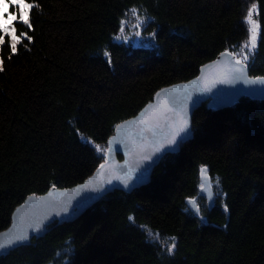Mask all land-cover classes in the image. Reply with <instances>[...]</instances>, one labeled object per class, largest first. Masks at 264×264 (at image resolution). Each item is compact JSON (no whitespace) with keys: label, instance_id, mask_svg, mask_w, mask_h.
<instances>
[{"label":"trees","instance_id":"1","mask_svg":"<svg viewBox=\"0 0 264 264\" xmlns=\"http://www.w3.org/2000/svg\"><path fill=\"white\" fill-rule=\"evenodd\" d=\"M28 2L38 5L32 39L15 54L0 46V229L26 195L90 174L116 123L219 51L264 74V0ZM253 5L259 29L244 51ZM24 29L17 25V34ZM201 166L211 206L199 192ZM0 264H264V98L202 101L191 134L145 183L112 189L74 219L52 222Z\"/></svg>","mask_w":264,"mask_h":264},{"label":"water","instance_id":"2","mask_svg":"<svg viewBox=\"0 0 264 264\" xmlns=\"http://www.w3.org/2000/svg\"><path fill=\"white\" fill-rule=\"evenodd\" d=\"M242 94L264 98V74H250L246 64L228 50L202 62L195 75L160 86L137 112L116 123L107 139L105 158L90 174L68 186L53 185L42 193L28 194L14 207L11 222L0 229V245H4L0 255L30 242L52 222L74 219L112 189L131 190L145 183L163 154L177 150L191 134L192 114L202 101L223 107ZM202 169L199 192L211 206V179ZM186 202L198 211L194 197Z\"/></svg>","mask_w":264,"mask_h":264},{"label":"snow or ice","instance_id":"3","mask_svg":"<svg viewBox=\"0 0 264 264\" xmlns=\"http://www.w3.org/2000/svg\"><path fill=\"white\" fill-rule=\"evenodd\" d=\"M37 6L38 5L35 3L28 2V0H0V46L9 47L11 52L15 54L17 52L18 45H21L24 40L30 41L32 39V37L28 35V31L32 29L30 11ZM10 7H14L16 11L10 12ZM254 8L255 5H253L252 9H249L247 16V20L251 25V34L249 44H246L245 47H248L249 51L255 47L259 29V25L252 19ZM17 25L25 26V29L19 34H17ZM105 56H108V53H105ZM245 59H247L246 56ZM237 63H240V61H237ZM2 64L3 61L0 60V65ZM2 70L3 68L0 67V71ZM202 172H206V169H202ZM129 220H133V217L130 216ZM24 238L26 237H18L17 239ZM3 246L4 245H0V247ZM174 247L175 244L173 243L172 247L167 249L169 255L173 254Z\"/></svg>","mask_w":264,"mask_h":264},{"label":"rangeland","instance_id":"4","mask_svg":"<svg viewBox=\"0 0 264 264\" xmlns=\"http://www.w3.org/2000/svg\"><path fill=\"white\" fill-rule=\"evenodd\" d=\"M252 19H253V21H255V19H254L253 16H252ZM255 23H256V22H255ZM250 27H251V25L249 24V30H250ZM250 34H251V33H249V38H248L247 42L245 43V45H246V44H249ZM245 45L242 46V48L244 49V51H247V50H248V47H245ZM249 47H250V45H249Z\"/></svg>","mask_w":264,"mask_h":264}]
</instances>
